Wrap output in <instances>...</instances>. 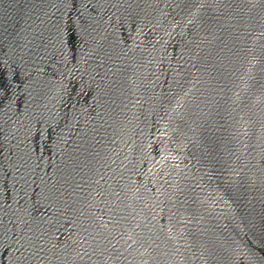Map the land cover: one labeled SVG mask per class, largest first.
<instances>
[{"label":"water","instance_id":"water-1","mask_svg":"<svg viewBox=\"0 0 264 264\" xmlns=\"http://www.w3.org/2000/svg\"><path fill=\"white\" fill-rule=\"evenodd\" d=\"M0 264H264V0H0Z\"/></svg>","mask_w":264,"mask_h":264}]
</instances>
